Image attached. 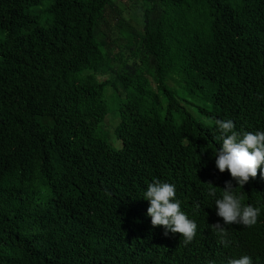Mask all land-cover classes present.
I'll return each mask as SVG.
<instances>
[{"label":"trees","instance_id":"obj_1","mask_svg":"<svg viewBox=\"0 0 264 264\" xmlns=\"http://www.w3.org/2000/svg\"><path fill=\"white\" fill-rule=\"evenodd\" d=\"M141 2L137 25L118 0H0V264H264V165L240 188L215 164L216 120L264 132V0ZM107 88L119 149L99 133ZM155 181L191 242L151 225ZM226 182L260 211L227 246Z\"/></svg>","mask_w":264,"mask_h":264},{"label":"clouds","instance_id":"obj_2","mask_svg":"<svg viewBox=\"0 0 264 264\" xmlns=\"http://www.w3.org/2000/svg\"><path fill=\"white\" fill-rule=\"evenodd\" d=\"M215 124L220 132L218 138L222 141V147L216 155V167L220 173L229 172L232 179L243 188L250 178L257 177L258 169L264 165V132H249L240 138L234 131L233 121L216 120ZM261 178L264 179V173H261ZM233 189L232 184L226 182L222 198L215 201L216 214L222 218L224 224L216 223L212 227L219 236V242L225 246V225L242 224L251 227L256 224L260 214L258 208L242 205V198L234 195ZM175 195V186L172 184L159 181L149 184L145 193L150 204L147 215L151 217V225L154 228L165 229V236L178 233L184 238V242L188 243L195 237L197 225L181 211L179 202H174ZM209 195L214 197L216 193L210 190ZM229 264H252V261L250 257L243 256L230 260Z\"/></svg>","mask_w":264,"mask_h":264},{"label":"rangeland","instance_id":"obj_3","mask_svg":"<svg viewBox=\"0 0 264 264\" xmlns=\"http://www.w3.org/2000/svg\"><path fill=\"white\" fill-rule=\"evenodd\" d=\"M119 6L123 9L127 18L131 19L137 25L142 21V11L140 6L142 5L141 0H118ZM42 7H35L32 9L33 12H40ZM45 20V18H44ZM44 20L41 22L46 24ZM167 84L173 90H175L179 96L184 97L187 93L185 88L181 85L179 80L174 78H167ZM112 88L106 89V98L110 108V114L106 121L101 124L99 133L105 137L107 142L114 148L119 149L122 147V142L118 140L114 134V128L117 124V119L113 115L116 114L117 102L114 96L111 97Z\"/></svg>","mask_w":264,"mask_h":264}]
</instances>
